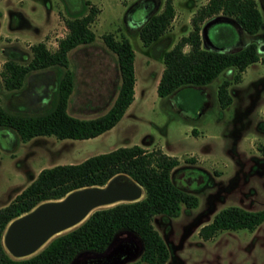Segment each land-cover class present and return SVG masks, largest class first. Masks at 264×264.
I'll use <instances>...</instances> for the list:
<instances>
[{
    "label": "rangeland",
    "instance_id": "obj_1",
    "mask_svg": "<svg viewBox=\"0 0 264 264\" xmlns=\"http://www.w3.org/2000/svg\"><path fill=\"white\" fill-rule=\"evenodd\" d=\"M88 1L97 8L90 23L95 38L69 51V67L76 73L69 112L92 117L111 104L120 74L116 56L102 37L109 32L117 39L127 37L135 51L134 99L113 127L94 137L39 135L21 140L8 131L0 133V206L9 203L43 167L76 163L137 143L176 156L173 181L197 198L195 206L182 203L177 215L153 216L152 224L169 249L166 264H264V220L253 230L219 229L207 239L199 234L200 227L223 208H264V61L250 63L239 81L233 79L236 69L228 68L208 84L181 86L161 97L157 84L163 53L191 30V17L208 0H171L174 17L148 45L140 39L138 28L166 0ZM67 2L75 11L81 7V0H0V104L4 107L30 110L48 104L55 73L60 75L63 68L33 71L37 74L26 78L18 91L4 87L1 70L10 52L25 63L31 57V44L43 41L51 50L57 47L58 39L68 32ZM256 5L263 21L256 33H242L233 17L219 12L201 23L203 47L232 51L252 41L264 57V0H256ZM224 79L229 80L231 102L223 107L218 87ZM37 90L44 92V100H38ZM144 196L143 188L136 200ZM119 202L126 200L96 206L89 214ZM85 220L53 235L41 248ZM139 258L140 254L134 260Z\"/></svg>",
    "mask_w": 264,
    "mask_h": 264
},
{
    "label": "trees",
    "instance_id": "obj_2",
    "mask_svg": "<svg viewBox=\"0 0 264 264\" xmlns=\"http://www.w3.org/2000/svg\"><path fill=\"white\" fill-rule=\"evenodd\" d=\"M87 5L88 11H85ZM66 7L70 13L65 20L68 32L58 39L55 49L51 50L43 41H38L31 44V57L27 62L17 61L13 52L5 59L1 76L4 87L12 91L20 90L26 78L37 74L33 71L61 68L63 71L60 75L59 71L55 73L50 100L41 109H8L0 104V133L8 131L21 140L39 135L75 139L94 137L113 127L133 101L135 51L127 37L117 39L109 32L102 37L107 48L116 56L120 74L111 104L105 111L92 117H79L68 111L76 86V73L69 67V51L94 40L95 32L90 28V23L97 8L89 5L88 0H81V7L76 11L70 8L68 2ZM219 12L233 17L245 34L256 33L263 24L256 0H208L191 17V30L164 51V67L157 84L159 96L165 97L185 85L208 84L228 68L236 69L233 79L239 81L242 71L250 63L264 61L257 44L252 41L232 51L203 47L201 23ZM174 14L171 0H166L160 11H152L138 28L143 44L148 45L162 35ZM185 45H189L188 50L184 49ZM228 84L229 80L224 79L218 87V97L223 107L231 102ZM261 149L264 151V143ZM178 161L176 156L160 149L148 150L134 143L90 155L76 163H57L41 168L9 203L0 206V264H67L80 251H102L120 230L136 234L143 245L140 258L126 264H166L169 249L152 224L153 216H174L179 213L182 203L190 207L197 204L194 195L173 181L172 173ZM116 174L127 175L141 184L145 196L94 210L79 226L54 237L33 256L16 259L6 251L2 233L11 219L42 201L59 199L72 189L103 185ZM263 220L264 208L248 210L229 206L202 225L199 234L207 239L219 229L253 230Z\"/></svg>",
    "mask_w": 264,
    "mask_h": 264
},
{
    "label": "water",
    "instance_id": "obj_3",
    "mask_svg": "<svg viewBox=\"0 0 264 264\" xmlns=\"http://www.w3.org/2000/svg\"><path fill=\"white\" fill-rule=\"evenodd\" d=\"M142 189L143 186L131 177L116 174L103 185L72 189L59 199L42 201L7 223L2 233L3 246L14 257L27 255L43 246L53 235L86 219L94 207L120 200H136L142 195ZM141 251L140 238L130 231L120 230L100 254L106 257L117 254L113 264H123ZM83 253L77 254L72 262H77Z\"/></svg>",
    "mask_w": 264,
    "mask_h": 264
},
{
    "label": "flooded vegetation",
    "instance_id": "obj_4",
    "mask_svg": "<svg viewBox=\"0 0 264 264\" xmlns=\"http://www.w3.org/2000/svg\"><path fill=\"white\" fill-rule=\"evenodd\" d=\"M108 246V245H107ZM106 246V247H107ZM42 247V246H41ZM41 247H39L38 249H36L35 251H33V252H31V253H29V254H27V255H24V256H28V255H30V256H33V255H35V254H37L38 252H40L43 248H41ZM106 247L102 250V251H104L105 249H106ZM142 249H143V245H142ZM102 251H91V250H84V251H80V252H78V253H76L75 255H74V257L77 255V254H79V253H81V252H85V253H83L81 256H80V258H79V260L77 261V262H72V259L74 258H72L67 264H113L114 262H115V256H117V254H113V253H111L109 256L110 257H106V256H102L101 254H100V252H102ZM133 252V248H132V251L130 252V253H132ZM142 252V251H141ZM141 252L139 253L140 255H141ZM23 256V257H24ZM30 256H28V257H30ZM13 257V256H12ZM13 258H16V259H22V258H18V257H13ZM25 258H27V257H25ZM134 260V258H132V259H129V260H127V261H125L123 264H126L127 262H129V261H133ZM118 264V263H117Z\"/></svg>",
    "mask_w": 264,
    "mask_h": 264
},
{
    "label": "crops",
    "instance_id": "obj_5",
    "mask_svg": "<svg viewBox=\"0 0 264 264\" xmlns=\"http://www.w3.org/2000/svg\"><path fill=\"white\" fill-rule=\"evenodd\" d=\"M135 81H136V80H135ZM37 91L39 92V90H37ZM39 93H40V92H39ZM43 94H44V92L40 93V97L38 98V100H41V99L44 100L43 98H44L46 95L43 96ZM41 97H42V98H41ZM36 100H37V99H36ZM35 102H36V101H34L33 103H35ZM42 102H43V101H42ZM44 103H45V102H44ZM69 103H70V102H69ZM44 105H45V104H44ZM128 107H129V106H128ZM128 107H127V109H128ZM37 108H39V107H37ZM127 109H126V110H127ZM126 110H125V111H126ZM68 111H69V106H68ZM124 113H125V112H124Z\"/></svg>",
    "mask_w": 264,
    "mask_h": 264
},
{
    "label": "bare ground",
    "instance_id": "obj_6",
    "mask_svg": "<svg viewBox=\"0 0 264 264\" xmlns=\"http://www.w3.org/2000/svg\"><path fill=\"white\" fill-rule=\"evenodd\" d=\"M111 204V203H110ZM69 228V227H68ZM61 232V231H60Z\"/></svg>",
    "mask_w": 264,
    "mask_h": 264
}]
</instances>
